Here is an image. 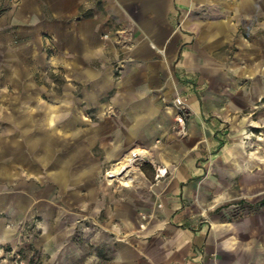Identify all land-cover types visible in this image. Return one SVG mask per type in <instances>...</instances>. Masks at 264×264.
Here are the masks:
<instances>
[{
    "label": "crops",
    "instance_id": "crops-1",
    "mask_svg": "<svg viewBox=\"0 0 264 264\" xmlns=\"http://www.w3.org/2000/svg\"><path fill=\"white\" fill-rule=\"evenodd\" d=\"M3 29L1 239L40 204L86 218L69 264H264V0H12Z\"/></svg>",
    "mask_w": 264,
    "mask_h": 264
},
{
    "label": "rangeland",
    "instance_id": "rangeland-1",
    "mask_svg": "<svg viewBox=\"0 0 264 264\" xmlns=\"http://www.w3.org/2000/svg\"><path fill=\"white\" fill-rule=\"evenodd\" d=\"M11 2L12 0H0V18L2 17L3 22ZM5 32V29L0 32V39L2 41L4 40ZM4 50V46H0V59L3 61L1 64L5 66L6 58L3 55ZM34 76L37 77V73ZM5 78V71L1 69L0 84L3 83ZM4 109L5 102L0 98V112ZM250 110V118H252L254 123L251 126L253 127V131H248V136L252 138H264V103H256ZM0 120L6 121V117L1 116ZM106 174L107 172L104 170L101 171L103 178L106 177ZM110 180H114L113 183L115 185H122L117 179ZM33 198L35 200L36 196L34 195ZM51 202V206H53V200ZM40 208L43 207L38 204L31 209L33 213L27 220L18 224V229L14 232L13 236L7 240L0 238V264H69L71 245L77 244L78 247H81L85 244L89 227H87L84 215L80 216V223L76 229L69 230L62 227V236L57 238L56 234L60 233V230H54L53 227L50 230L43 228V219L39 212ZM92 227L95 226L93 225ZM44 237L47 238L44 239Z\"/></svg>",
    "mask_w": 264,
    "mask_h": 264
},
{
    "label": "bare ground",
    "instance_id": "bare-ground-1",
    "mask_svg": "<svg viewBox=\"0 0 264 264\" xmlns=\"http://www.w3.org/2000/svg\"><path fill=\"white\" fill-rule=\"evenodd\" d=\"M136 157L138 153L135 154ZM135 155L131 154L127 156L126 160L116 166L114 169L107 172L106 177L109 179H117L124 186H129L132 184V178L128 175L133 167V162L135 159Z\"/></svg>",
    "mask_w": 264,
    "mask_h": 264
},
{
    "label": "built area",
    "instance_id": "built-area-1",
    "mask_svg": "<svg viewBox=\"0 0 264 264\" xmlns=\"http://www.w3.org/2000/svg\"><path fill=\"white\" fill-rule=\"evenodd\" d=\"M176 123L181 127L180 128V131H184V120H183V117L182 116H178L176 118ZM157 174L161 177H164L166 175V170L165 169H161V170H158L157 169Z\"/></svg>",
    "mask_w": 264,
    "mask_h": 264
}]
</instances>
